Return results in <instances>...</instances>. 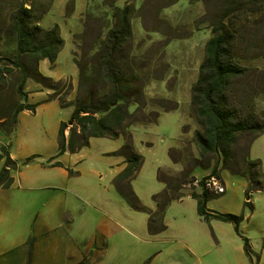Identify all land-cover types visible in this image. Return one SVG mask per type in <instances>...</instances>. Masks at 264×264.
I'll use <instances>...</instances> for the list:
<instances>
[{"label": "rangeland", "instance_id": "1", "mask_svg": "<svg viewBox=\"0 0 264 264\" xmlns=\"http://www.w3.org/2000/svg\"><path fill=\"white\" fill-rule=\"evenodd\" d=\"M256 1L253 0L248 7L242 0L235 8L232 0H118L115 3L119 8L126 4L132 7L133 38L148 64L155 59L159 64L168 66V76L162 82L149 84L147 96H169L179 105L175 111L160 112L155 124L127 128L133 150L143 161L138 175L131 182L132 190L143 207L152 209L153 197L164 189L157 179L158 169H170L172 173L179 174L190 167L187 160L186 168L184 162L174 165L169 158V149L175 148L176 159L183 158L182 155L186 153L198 157L192 134L200 127L190 105V89L198 76V67L205 55L204 46L212 36L213 26L218 21H223L227 27L237 25L235 43L239 48V63L264 70V47H261L264 44V19L261 21L260 15H264V2ZM106 2L0 0V56H10L14 49L13 39L6 32L10 13L20 5L31 8L38 17L37 25L43 29L57 25L63 41L54 65L41 60L38 71L44 77L60 81V96L73 102L79 84L73 53L82 59L89 55L88 49L93 41L105 37L113 22ZM245 14L250 16L253 36L248 41L249 50H246L241 39L242 17ZM145 66V70L149 68ZM19 82L20 73L15 71L7 75L6 85L0 83V118L8 116L20 101L16 94ZM24 91L26 97L23 102L37 107L34 113L23 111L19 114V129L8 136L9 150L17 142V154L22 159L59 156V126L69 121L73 107H62L56 99L47 100L52 92L40 90V86L32 80L26 81ZM260 108H264L262 104H259ZM134 110L135 106L129 108V112ZM65 135H68L67 131ZM124 143L122 135L115 140L90 139L87 146L66 157L70 169L77 173L71 178L98 198L103 195L119 204H126L112 185L121 158L110 155L121 149ZM249 155L251 159L261 162L264 172V132L253 142ZM210 173L211 166L204 169L197 167L192 177L201 180ZM219 177L225 192L209 199L205 208L211 212L242 217L241 235L248 240L249 256L245 255L244 242L236 235L231 224L205 221L197 214L196 200L190 194H195L196 190L201 193V188L186 186L182 188L184 197L171 202L165 210L167 231L162 238L169 243L168 249L157 247L162 254L155 258L154 251L149 252L141 264H162L161 261L166 264H264V188L260 193L246 198L244 177L225 171H221ZM135 214V225L142 224L139 221L142 213L135 211ZM134 233L137 235V232ZM171 249L176 250L175 255L171 254ZM189 249L198 257H192Z\"/></svg>", "mask_w": 264, "mask_h": 264}, {"label": "trees", "instance_id": "2", "mask_svg": "<svg viewBox=\"0 0 264 264\" xmlns=\"http://www.w3.org/2000/svg\"><path fill=\"white\" fill-rule=\"evenodd\" d=\"M117 1L106 2L113 22L105 37L93 41L88 49V56L79 59L73 53L79 72L78 90L73 102L60 96V81L44 77L38 71L41 60L54 65L62 48L63 41L58 26L43 29L37 25L38 17L32 9L23 5L10 13L6 32L13 39L14 49L10 56H0V83L6 85L7 75L18 71L20 82L16 87V94L20 101L4 118V131L8 136L12 135L17 127L19 114L23 111L35 112L37 105L23 102L26 97L25 83L32 80L40 86V90L52 92L47 100L56 99L62 107H73L69 121L62 122L59 126L58 155L75 153L87 146L93 138L115 140L124 136L123 147L111 154L122 157L125 164L114 178L113 185L131 208L147 214V231L150 235L166 231L165 210L171 202L180 201L184 197L182 188L195 180L192 173L197 167L204 169L211 166L209 176L218 178L221 171L244 177L246 198L253 193H260L264 188V172L261 162L251 159L249 153L253 142L264 132V108L259 109V104L264 107V70L239 63V48L235 43L237 25L227 27L223 21H218L211 29L212 36L205 43V55L198 67L196 81L190 89V105L200 127L192 134V143L197 149L198 157L194 158L186 153L182 155L184 159H176L175 148L169 149V158L174 165L184 162L186 168L187 160L190 167L188 171L179 174L172 173L170 169H158L157 179L164 189L153 197L154 210L141 205L132 190L131 182L138 175L143 161L133 150L127 128L155 124L160 112L175 111L179 105L169 96H147L149 84L162 82L168 76V66L159 64L155 59L148 64L149 61L133 38L132 7L126 4L119 8L115 5ZM241 1L232 0L234 8ZM252 1L244 0L248 7ZM260 15L263 21L264 15ZM251 33L250 16L245 14L242 17L241 39L246 50L250 49L248 41L253 37ZM144 64L149 68L145 70ZM131 106H135L133 112H129ZM180 138L178 142L181 141ZM8 146L0 150V161L5 160L0 169V188L10 187L13 182L11 172L32 160L28 158L17 165L10 159ZM69 174L74 175L76 172L69 170ZM190 196L196 200L197 214L203 220H217L232 225L236 235L244 242L245 255L249 256L248 240L240 233L242 217L208 212L205 208L207 201L217 195L204 189H201L199 195ZM28 245L27 264L30 262L31 242Z\"/></svg>", "mask_w": 264, "mask_h": 264}, {"label": "crops", "instance_id": "3", "mask_svg": "<svg viewBox=\"0 0 264 264\" xmlns=\"http://www.w3.org/2000/svg\"><path fill=\"white\" fill-rule=\"evenodd\" d=\"M4 118H0V150L9 143ZM19 125L18 120L15 131ZM16 146L17 142L9 156L20 165L28 158H20ZM68 154L32 158L11 172L10 187L0 188V264H27L30 242L29 264H141L149 252L154 251L155 258L162 254L157 247L168 249L162 238L167 229L150 235L146 213L136 211L142 213V224L135 225V210L126 202L98 198L71 178ZM120 158L115 177L125 166ZM4 163L2 159L0 169ZM189 253L198 257L190 249Z\"/></svg>", "mask_w": 264, "mask_h": 264}, {"label": "built area", "instance_id": "4", "mask_svg": "<svg viewBox=\"0 0 264 264\" xmlns=\"http://www.w3.org/2000/svg\"><path fill=\"white\" fill-rule=\"evenodd\" d=\"M187 187H198L217 196L225 192V186L223 182L216 176H209L203 180V182L200 179H195L192 183H189Z\"/></svg>", "mask_w": 264, "mask_h": 264}]
</instances>
